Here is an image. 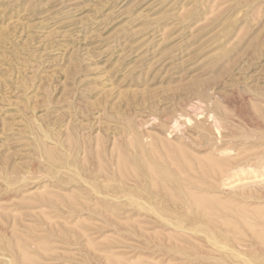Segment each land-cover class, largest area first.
Instances as JSON below:
<instances>
[{"label": "rangeland", "instance_id": "rangeland-1", "mask_svg": "<svg viewBox=\"0 0 264 264\" xmlns=\"http://www.w3.org/2000/svg\"><path fill=\"white\" fill-rule=\"evenodd\" d=\"M0 264H264V0H0Z\"/></svg>", "mask_w": 264, "mask_h": 264}, {"label": "bare ground", "instance_id": "bare-ground-1", "mask_svg": "<svg viewBox=\"0 0 264 264\" xmlns=\"http://www.w3.org/2000/svg\"><path fill=\"white\" fill-rule=\"evenodd\" d=\"M144 158H145V157H144ZM122 161H123V160H122ZM146 161H147V160H146ZM146 161H145V162H146ZM122 163H123V162H122ZM122 163H121V164H122ZM119 164H120V163H119ZM123 166H124V165H123ZM119 167H120V166H119ZM214 167H215V166H214ZM204 168H205V167H204ZM218 169H219V168H218ZM208 171H209V170H207V172H208ZM210 171H211V170H210ZM219 171H220V170H219ZM148 172H150V170H149ZM151 172H152V171H151ZM220 172H221V171H220ZM130 173H131V172H130ZM152 174H154V173H152ZM155 175H156V174H155ZM138 178H139V177H138ZM234 201H235V200H234ZM235 202H236V201H235ZM240 203H241V202H240ZM243 205H244V204H243ZM201 207H202V206H201ZM229 207H230V206H229ZM234 210H235V209H234ZM206 211H207V210H206ZM235 211H237V210H235ZM153 212H155V211H153ZM156 212H157V211H156ZM156 212H155V213H156ZM203 212H204V211H203ZM208 212H209V211H208ZM226 217H227V216H226ZM247 218H248V217H247ZM258 218H259V217H258ZM259 219H260V218H259ZM213 229H214V228H213ZM255 232H256V231H255ZM255 232H254V233H255ZM216 241H217V240H216ZM217 243H218V242H217ZM221 247H222V246H221ZM225 247H227V246H225ZM225 247H224V248H225ZM234 252H235V251H234Z\"/></svg>", "mask_w": 264, "mask_h": 264}]
</instances>
